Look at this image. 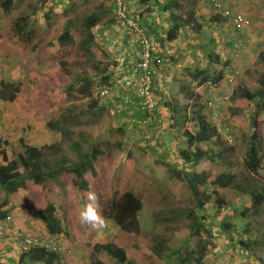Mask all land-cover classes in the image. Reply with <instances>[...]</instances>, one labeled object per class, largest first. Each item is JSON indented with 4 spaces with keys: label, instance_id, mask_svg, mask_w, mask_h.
Returning a JSON list of instances; mask_svg holds the SVG:
<instances>
[{
    "label": "trees",
    "instance_id": "1",
    "mask_svg": "<svg viewBox=\"0 0 264 264\" xmlns=\"http://www.w3.org/2000/svg\"><path fill=\"white\" fill-rule=\"evenodd\" d=\"M45 1L37 0L36 3L41 5ZM136 2L143 7L142 10H146L148 3L152 2L156 4V10L164 14L166 25L162 29L161 42L167 43L175 39L183 30V36L191 40H187L189 42L187 50L190 52H194L193 50L197 47L196 44L190 43L195 38L198 39L207 27L215 29L222 22H227L226 16L219 10L213 9L209 0H136ZM200 5L210 7L211 12L201 15L198 12ZM11 6L12 0H0V8L3 12H7ZM36 8V6L32 8L29 13L18 14L11 22L10 34L20 42L30 44L36 56L39 55L36 44L43 42L47 62L45 64L50 63L51 67L44 65L41 71H51L53 75L62 76L61 86L50 85L43 95V100L48 106L60 113L59 120L54 123L47 121L46 126L62 133L64 121L83 113L82 108L60 106L64 100L72 96L71 94L79 98H87L90 104L85 109L87 108L88 112L91 111L92 115L101 104L99 99L102 100L101 102L109 101L111 106L118 102L117 98L111 95L98 96L99 87L108 82L103 63L92 59L91 50L94 40L91 28L100 19L101 9H93L72 25L78 26L76 39L71 32V26H66L55 31L53 35L45 36L41 42L32 43L37 30L30 26L29 16ZM141 14L143 13H139ZM62 16L67 18V12L63 11ZM44 19L49 25L51 19L45 13ZM233 36L231 31V34L224 38L225 42L230 44ZM213 40L214 38L210 36L205 43L201 42V46L205 47L203 66L177 67L176 74L170 80L171 88L169 85V92L173 90V93L170 92L168 98H164L161 103L158 102L166 107L172 119H174L173 115L179 117L177 122L172 121L176 126L177 123L184 122L177 128L176 135H184L186 138L187 147L180 150L181 157H179L188 168L187 170L178 169L174 175L184 181L194 203L186 208L171 207L167 212L154 211L152 215L153 219L157 220L160 217L163 220L176 219L178 213L186 210L187 224L181 228L172 227V234L157 232L151 235L149 243L142 242L140 237L144 231L139 213L143 207V201L140 192L133 188L125 174L126 169L134 163L130 152H127L124 160L121 156H117L116 165L109 173L108 190L105 195L98 196L99 214L107 220L114 221L119 227V232L108 242L92 243L96 228L86 225V243L91 247L94 255L104 252L118 264H137L130 257L129 248H131L149 261L165 258L173 264H205L207 254L214 248V242L212 228L205 223V217L201 211L207 203H212L215 210L219 211L236 197L249 200V204L240 211L241 216L250 217L245 229L247 227V231L249 229V233H252V229L249 228L251 222L255 223L256 227L259 226L256 218L264 211V181L257 176V172L264 166V119L257 110L249 116L247 146L238 168V161L234 158V146L223 138L218 128L201 112L203 84L217 83L221 80L223 73L229 69L230 58L227 50H224L222 57L213 48ZM2 43L0 36V56L8 58L11 56V48L3 47ZM88 61L91 67L88 69L100 72L98 78L94 79L92 72L85 70ZM20 65L28 79L40 78L35 67L27 66L24 61L20 62ZM258 83L259 87L254 92H249L237 83L244 103L247 106L253 105L254 109L258 104L264 105L262 100L264 74L260 75ZM178 96L183 98L182 101L177 98ZM0 100L14 107L15 117L18 120H25L33 115L32 104L26 101L25 87L21 81L0 79ZM122 104L121 107L129 109V114L137 112L135 109H130V106ZM25 140V134L20 132L17 138V150L12 158L7 159L3 150V147L8 145L7 137L0 135V214L2 217L9 214L10 209L7 205L20 199L29 215L39 219L47 232L59 236H70V220L66 214L59 213L58 207L45 195H42L39 205L35 207L29 205L28 197L33 191H39L41 185L55 184L60 177L69 179L65 187L58 189V198L60 200L69 198L78 215L83 205L87 203V192H95L94 183L101 172L100 157H109L113 145L108 141H103L102 146L91 143L86 152H81L78 145L73 143L71 147L77 157L71 159L68 155L61 153L58 143H43L36 147L26 143ZM120 143H114V145H121ZM228 192L233 193L232 198L228 196ZM225 221L226 219L223 220V225L229 226L230 223ZM180 234L184 235L183 242L172 247V238L176 235L181 236ZM246 236H240L237 240L238 244L253 255L259 264H264V257L261 255L264 251L262 234L257 232L254 236ZM19 260L58 264L55 254L39 248L21 253ZM89 264L105 263L96 258L91 259Z\"/></svg>",
    "mask_w": 264,
    "mask_h": 264
},
{
    "label": "rangeland",
    "instance_id": "2",
    "mask_svg": "<svg viewBox=\"0 0 264 264\" xmlns=\"http://www.w3.org/2000/svg\"><path fill=\"white\" fill-rule=\"evenodd\" d=\"M223 4L231 11L239 13L244 19L243 27V47L239 53L237 64L239 73L235 81L231 84L221 81L219 84L220 94L228 95L227 100L220 101L216 95L215 103L218 104L216 110L209 109L204 105V99L210 94L215 95L214 86L210 83H204V95L201 97V112L206 119L211 122L221 132L223 138L233 145L235 148L234 158L239 164L244 157L247 146V134L250 129L249 116L254 110H257L261 118L264 119V105L258 104L255 109L252 106H247L238 89L237 83H240L249 92H254L259 87L258 79L261 74H264V0H222ZM37 0H12V6L7 12H3L0 8V36L2 37V46L11 48V56L8 58L0 56V79H5L12 82L21 81L25 87V98L28 104H32L33 115L25 120H18L14 115V107L6 102L0 100V135L7 137L8 145L3 147L7 159L13 157L17 150V138L20 132L26 136V143L39 146L43 143H58L61 153L68 155L71 159H76V153L72 150L71 144L76 143L81 152H86L89 144H99L102 146L103 141L110 142L113 147L109 157H100V175L95 180V193L97 196V210L100 211V201L98 196L107 192L109 173L116 165L117 156L125 159L126 153L130 152L134 163L125 171L126 177L136 191L140 192L143 201V207L139 213V219L143 228L144 234L140 237L142 242L149 243L152 234L157 232L172 234V227L185 226L188 222L185 216L186 210L178 213L176 219L159 220L153 219L152 213L154 211H168L171 207L186 208L193 205V200L190 198L189 189L184 185V181L179 180L172 174L176 168H183L184 164L179 162V159L173 158L172 150L178 147L181 141L175 139L178 133L177 128L184 124V122L172 123L164 116L162 122L158 119L152 121L150 125L151 136L149 139L143 141L139 138V134L134 126L128 123V117L134 115L139 117L137 111V100L133 102H126L123 95L126 94L120 89L121 84H125V79L118 78L121 73L120 56L122 54H115L119 49L111 46V37L115 36L120 30L126 29L122 23H116L114 10L108 0H46L41 5H37ZM37 7L33 14L29 16L30 26L37 30V35L34 37L32 43L41 42L45 36L53 35L55 31L61 30L66 26H71V32L78 36V26H72L78 22L82 16L88 14L93 9H101V15L98 22L91 28L94 40L91 45L92 59L100 60L108 75V82L106 85L111 91V97L117 98L116 104L128 105L130 109H135L136 113L129 114L126 109L118 106H111L108 102H101L97 106L93 115L88 112L86 106L90 103L87 98H79L78 96L69 97L64 100L60 106L63 108H82L83 113L77 117H72L70 120L63 122L64 131L50 129L46 126L47 121L56 122L59 120L60 113L54 111L48 106L47 102L43 100V95L48 87L61 86L62 76L52 72L41 71L45 63V48L42 43L36 44L38 49V56L32 51L30 44H24L17 38L11 36L10 27L12 20L23 12L29 13L32 8ZM133 7V4L130 5ZM127 13L134 17L137 21L139 17L131 10L128 5L124 6ZM201 15L211 12L208 6H199L198 9ZM67 12V18L62 16V12ZM44 13L47 14L51 22L46 24ZM142 13V12H141ZM142 24V23H141ZM145 28V26L142 24ZM148 32V30L145 28ZM231 26L228 22H222L215 29L207 27L201 32L198 39H194L190 44H196L197 49L193 53L186 49L182 54L193 58L192 61H186L185 64L199 67L203 66L205 60L204 48L201 42L205 43L208 37H213V47L215 51L220 53L223 57V52L229 50V44L225 42V37L231 34ZM196 32V31H195ZM149 36V35H148ZM223 42L225 43L223 45ZM189 44V43H188ZM189 46V45H188ZM115 49L117 51H115ZM187 50V51H186ZM197 53V54H196ZM115 54V55H114ZM120 55V56H119ZM177 60V58H171ZM24 61L27 66L35 67L36 72H39L40 78L30 80L27 78L25 71L21 68L20 62ZM178 64L169 61V64L176 69L183 68L184 62L176 61ZM117 63V66H116ZM168 66L171 71V66ZM176 65V66H175ZM115 66V67H114ZM45 67H51L48 63ZM87 67V68H86ZM85 70L92 72V77L98 78L100 72H93L90 67V61L87 62ZM174 73V72H173ZM121 75H124L122 73ZM166 85L171 88L170 80ZM173 93V90L170 91ZM129 95V94H128ZM153 100L154 95L153 94ZM261 99V98H259ZM264 104V97H263ZM100 101V99H99ZM157 104V105H156ZM115 105V104H114ZM154 115L157 112L159 105L154 100ZM59 109V108H58ZM156 111V112H155ZM86 112V113H85ZM153 115V116H154ZM159 118V114H156ZM177 122L179 117L173 115ZM264 130V122H263ZM121 142V145H114V143ZM111 145V146H112ZM174 160V161H173ZM1 162V159H0ZM214 172V171H213ZM246 172V171H244ZM124 174V176H125ZM257 176L264 181V166L257 172ZM69 183V179L59 178L55 184L41 185L39 191H33L29 198V205L32 207L38 206L42 195H45L48 200L53 202L59 209V213H64L70 220V236H64L68 244L73 248L74 264H89L91 259H100L105 264H118L115 259L107 256L104 252L94 255L91 247L86 243V225L81 224L78 215L74 209L70 199L60 200L58 198V189L65 187ZM230 198L233 197L232 192L227 193ZM3 197V196H1ZM23 199V198H22ZM248 201L247 198L236 197L232 199L224 208L216 211L212 203H207L201 211L205 217V223L212 228L214 248L207 254L205 264H259L258 260L248 251L243 249L237 242L240 236L251 237L264 227V211L259 214L256 224L251 222L250 227L252 233L245 229L248 216H241L240 211ZM23 210L24 203L19 200H14L11 203H17ZM10 209V208H9ZM11 215V213L9 212ZM29 214V213H28ZM12 216V215H11ZM27 216V215H26ZM34 218V217H33ZM231 222L230 226L223 225L222 219ZM106 220V227L96 228L95 235L92 239L94 242H108L119 232L118 225L111 219ZM244 226V228H243ZM22 228V227H21ZM25 232H30L22 228ZM46 231L45 227L42 229ZM38 230V231H42ZM247 232L246 234H244ZM182 234V233H181ZM180 234V235H181ZM184 235L172 238L171 246L176 247L183 242ZM131 259L137 264H173L167 259H156L155 261L146 260L140 253L129 248ZM264 257V251L261 252ZM173 259V257H172Z\"/></svg>",
    "mask_w": 264,
    "mask_h": 264
},
{
    "label": "built area",
    "instance_id": "3",
    "mask_svg": "<svg viewBox=\"0 0 264 264\" xmlns=\"http://www.w3.org/2000/svg\"><path fill=\"white\" fill-rule=\"evenodd\" d=\"M209 1L213 9L219 10L222 15L226 16L234 34L228 50L229 69L223 73L221 78L225 83L231 84L239 73L237 59L243 47L242 37L245 19L239 13L229 10L222 0ZM109 2L114 10L116 21L127 27V32H129L127 38L128 49L135 51L134 60L130 66L131 73L126 77L125 84L137 96V111L140 115L139 117L130 115L128 123L137 130L139 138L145 141L151 136L150 125L155 117L152 95L153 70L154 65L161 63V58L153 53L151 39L142 24L127 13L124 1L109 0ZM127 51V48H123L119 54L121 55ZM110 94L111 91L106 84L99 87L98 96L104 97ZM227 97L228 95L225 94L217 96L220 101L227 100ZM123 99L128 103L133 102L128 94H124ZM204 105L213 110H216L218 106L214 97H206ZM9 242H16L20 253L39 248L55 254L58 264H74L73 248L64 236L51 234L43 230L33 234L25 232L21 227L15 225L11 215H6L4 218H0V244H8Z\"/></svg>",
    "mask_w": 264,
    "mask_h": 264
},
{
    "label": "crops",
    "instance_id": "4",
    "mask_svg": "<svg viewBox=\"0 0 264 264\" xmlns=\"http://www.w3.org/2000/svg\"><path fill=\"white\" fill-rule=\"evenodd\" d=\"M123 1H124V6L128 5L130 8H132L131 10L139 17L138 21L146 27V29L148 30L147 34L149 35L151 42H152L153 53L161 58V63L158 65H154V70H153V94H155L154 100L157 101V103L158 102L161 103L162 100L164 98H168L170 94L169 88L166 85V82H168L169 80H172L173 78L172 76L176 74L175 69L171 65H174V63L178 64L176 61L179 60L180 62H184L182 64L183 66H181L183 68L184 67L190 68L191 66H194V64L193 65H190L189 63L185 64L186 61L190 62L192 61L193 58L188 57V55L186 54L185 55L182 54V52L186 49L187 44L189 43L187 42V40L189 41L190 39L185 38L183 36V30H181V33L175 39L167 43L161 42L160 39L162 38V34H163L162 29L164 28L166 23L164 21V14L156 10V4L149 2L148 7H146V10H142L143 7H140L139 4H137L136 0H123ZM132 4H133V7L130 6ZM141 12L143 14L139 15V13ZM116 23H118V21H116ZM128 36H129V32H127L126 29H123V30L118 31L115 36H112L110 40L111 46L114 45L113 46L114 48L119 49L118 51L115 49V51H117L115 53L116 55L119 54V52H121L123 48H127L128 50L126 53H123L122 56L119 55L120 62L122 63V65L120 66L121 73L119 74L118 78H120L121 80H122V77H124L125 79L131 73L130 66L134 60V54H135L134 50L128 49V45H127ZM193 51L195 52L196 50H193ZM190 53H193V52H190ZM171 58H177V60L172 61ZM169 61L172 62L171 65L169 64ZM203 61L205 62V60ZM169 65L172 67L171 71L168 68ZM116 66H117V63H116ZM122 73H124V75H121ZM221 81L222 80H219L217 83L206 82V83H210L209 84L210 86H214L213 88L215 89L214 91L216 93L213 96L212 95L210 96L209 94L206 97L215 98L216 95L220 94L219 84L221 83ZM121 86L122 88L120 90L121 91L124 90L123 94L124 93L129 94L130 96L133 97V100H137V96L132 92L131 88L128 85L122 83ZM177 98L180 99V101H182L183 99L180 96H178ZM101 101L102 100H100L99 102L101 103ZM158 105H159V108L157 112L155 111L156 113H155L154 121H156L155 119H158L160 122H162V118L165 116L167 120H171V122L172 121L175 122V120L170 117V114L168 110L166 109V107L162 106V104H158ZM114 106H118L120 108V104H115ZM122 108L127 110V108L123 106ZM156 114H159V118H157ZM14 115H15V110H14ZM176 136L177 137L174 136L175 139L177 141H181V143L178 145L177 148L172 150L171 155L173 156L174 160L179 159V162L184 164V167L176 168L175 170H173L172 174H176L175 171H178V169L187 170L188 168L187 165L180 158L181 156L179 153L180 150L187 147L186 138L184 137V135H176ZM19 203L20 202H18V206H16L17 203H11V202L9 203V205H7L8 206L7 208H10V213L13 217V222L15 223V225L20 226L30 232H38V230H42L44 228L43 223L39 219L31 217L28 213L22 212L23 210L19 207ZM248 204H249V200L245 203V205H248ZM3 210L4 209H2V211ZM222 220H224V218ZM225 222L230 223L229 226L231 225V222L229 221H225ZM259 232L262 234L261 241H263L264 243V227H262ZM20 254L21 253L18 249L16 242H9L8 244H0V264H42L41 262H30V261L23 262L19 260ZM252 259H255V258H252Z\"/></svg>",
    "mask_w": 264,
    "mask_h": 264
},
{
    "label": "clouds",
    "instance_id": "5",
    "mask_svg": "<svg viewBox=\"0 0 264 264\" xmlns=\"http://www.w3.org/2000/svg\"><path fill=\"white\" fill-rule=\"evenodd\" d=\"M86 196H87V203L83 205V207L81 208L78 214L79 222L84 225H90L92 228L106 227L105 218L102 217L97 210L98 206L96 204V201H97L96 193L93 191H89L87 192ZM7 215H10V214H7ZM4 217H1V214H0V218H4Z\"/></svg>",
    "mask_w": 264,
    "mask_h": 264
}]
</instances>
